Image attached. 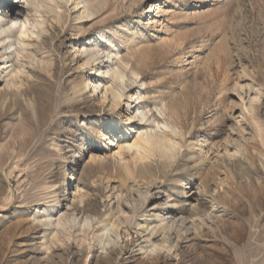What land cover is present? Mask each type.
Returning <instances> with one entry per match:
<instances>
[{"label": "rangeland", "instance_id": "1", "mask_svg": "<svg viewBox=\"0 0 264 264\" xmlns=\"http://www.w3.org/2000/svg\"><path fill=\"white\" fill-rule=\"evenodd\" d=\"M0 264H264V0H0Z\"/></svg>", "mask_w": 264, "mask_h": 264}, {"label": "bare ground", "instance_id": "2", "mask_svg": "<svg viewBox=\"0 0 264 264\" xmlns=\"http://www.w3.org/2000/svg\"><path fill=\"white\" fill-rule=\"evenodd\" d=\"M202 204V202H199L198 205L194 207L196 212L200 211ZM70 207V203L65 204L66 209ZM168 214L169 215L166 217L162 216L161 218L155 219H150L148 216L146 220H144V223L140 225V229L143 232H147V235H149L150 239L160 238L163 243H169L171 248L180 250L191 240L189 239L190 230L188 227H185L186 222L184 220L173 216L171 211H169ZM94 221L95 218L90 216H78L75 212L62 211L61 208H59L58 201L51 202V204L44 208L42 212L36 215L34 214L33 218V224L37 230L39 229L41 231L42 239L49 237L52 239H57V237L60 236V232L64 231L67 227H86L90 229ZM108 231L109 232L105 235L106 240L102 239L101 241V247L102 250L112 253L118 244V234L113 229V227ZM162 249L163 248L161 246L155 245L154 242H152V246L148 245V248L142 252L146 253V255H158L162 252ZM36 252L38 254H42L40 259L47 257V252L45 250L38 251L36 249L33 253L35 254ZM108 256L109 255H107V257Z\"/></svg>", "mask_w": 264, "mask_h": 264}]
</instances>
